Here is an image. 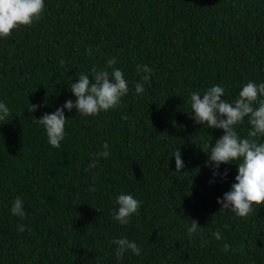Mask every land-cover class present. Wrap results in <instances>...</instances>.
<instances>
[{"label":"trees","instance_id":"obj_1","mask_svg":"<svg viewBox=\"0 0 264 264\" xmlns=\"http://www.w3.org/2000/svg\"><path fill=\"white\" fill-rule=\"evenodd\" d=\"M112 56L127 95L96 115L65 110L64 139L50 146L36 118L75 99L69 82ZM137 64L152 68L143 94ZM248 80L264 81V0H44L38 20L0 38V100L10 110L0 122V264H264V203L243 217L220 209L237 161L209 183L200 146L223 130L188 113L191 91L222 84L231 101ZM249 127L247 118L235 125L240 136ZM120 192L142 202L127 225L111 215ZM17 196L22 218L10 213ZM191 219L199 235L186 232ZM119 236L141 254L117 261Z\"/></svg>","mask_w":264,"mask_h":264},{"label":"clouds","instance_id":"obj_2","mask_svg":"<svg viewBox=\"0 0 264 264\" xmlns=\"http://www.w3.org/2000/svg\"><path fill=\"white\" fill-rule=\"evenodd\" d=\"M44 9V0H0V38L6 37L20 25H30L40 18ZM91 55V49H86ZM64 62L61 61V64ZM117 58H108L101 67L92 66L89 73L80 72L75 82H69L68 89L75 99H66L53 112H45L35 123L43 127L47 142L52 147H59L65 136V110L75 108L81 115H96L99 112L114 108L121 103V98L129 91L128 81L120 67H116ZM139 80L135 82L136 94H143L144 83L150 79L152 68L147 64L136 66ZM141 73H143L141 75ZM225 87L222 84H212L205 90H193L189 93V115L193 122L207 125V129H222V135L210 144L207 140L200 146L206 154L205 166L212 169L209 183L214 178L227 175V170L220 172L222 163L235 162L236 174L230 188L222 196L217 197L220 209H229L236 216H246L253 205L264 203V81L248 80L243 83L235 99L229 101L223 98ZM39 105L32 103L29 112ZM10 115L9 107L0 100V122L7 121ZM123 118V117H122ZM247 118L250 125L247 136H240L235 125ZM105 147H107L105 145ZM108 158L109 152L98 153ZM175 158V172L180 173L183 167L181 153L176 148L171 155ZM97 161L88 163L87 168L96 166ZM116 207L111 211L112 218L121 225H127L133 214L138 213L141 201L131 193L120 192L115 197ZM10 213L17 217H24L23 200L17 196L11 203ZM18 230L23 231L24 225L19 224ZM189 236L199 235L202 231L196 220L186 225ZM212 235L220 239V232ZM115 245L113 254L117 261L122 260L126 252L139 256L142 248L125 236L114 237L111 241ZM230 245L225 242L223 250Z\"/></svg>","mask_w":264,"mask_h":264}]
</instances>
